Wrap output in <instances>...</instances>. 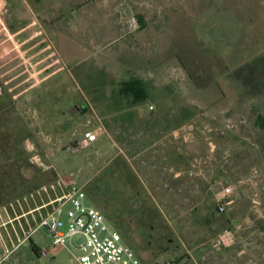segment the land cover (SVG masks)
Returning a JSON list of instances; mask_svg holds the SVG:
<instances>
[{"label":"rangeland","instance_id":"obj_1","mask_svg":"<svg viewBox=\"0 0 264 264\" xmlns=\"http://www.w3.org/2000/svg\"><path fill=\"white\" fill-rule=\"evenodd\" d=\"M237 8L235 0H0V65L5 56L20 54L5 55V43L31 36L28 43L37 48L30 55L38 53L33 59L39 62L45 55L40 50L49 46L54 73L26 94H20L26 85L11 91L29 130L22 146L34 165L20 167L21 158L8 171L10 200L0 208L16 206L0 223L9 221L1 232L14 250L2 264H79L70 249H52L46 228L30 235L57 203L43 205L67 192L70 180L106 211L143 264H264V131L255 126L258 110L238 114V103L251 96V104L264 108V47L256 45L257 36ZM131 17L139 21L138 31H130ZM22 26L27 29L14 35ZM242 45L250 63L258 64L255 80L246 74L248 64L227 67ZM96 69L106 74L107 97L137 77L148 82L150 101L115 123L101 96L85 92L74 75ZM35 71L28 68L25 76ZM244 71L254 87L248 100L238 92ZM43 94L50 99L42 102ZM183 106L194 108L195 116L174 131ZM156 116L162 123H148ZM100 127L106 132L100 142L77 148L86 131ZM228 185L234 195L227 211L218 214L217 193ZM103 195L106 206L113 198L112 214ZM225 229L236 235L228 248L217 244Z\"/></svg>","mask_w":264,"mask_h":264},{"label":"built area","instance_id":"obj_2","mask_svg":"<svg viewBox=\"0 0 264 264\" xmlns=\"http://www.w3.org/2000/svg\"><path fill=\"white\" fill-rule=\"evenodd\" d=\"M128 24L131 32L140 29L139 21L134 17L128 20ZM150 110H153L152 106ZM98 132L97 130L86 131L78 141L77 148L91 147L99 137ZM66 188L67 192H64L61 197L43 205V207H47L57 203L56 206H53V212L44 216L30 235L39 228H46L52 239V249H70L79 264H143L125 243L121 234L109 223L103 212L87 200V194L82 186L75 180H70L66 184ZM234 192L235 188L228 185L217 193L218 214H224L227 211ZM66 205H70L67 211H65ZM15 206V204H9L1 207L0 218H2V214L8 215V211L14 210ZM8 223L9 221L0 223V264L4 263L14 250L7 248L1 232V229ZM29 236L25 237L23 241ZM78 240L81 242L79 243ZM235 240V232L225 229L218 235L217 244L228 248L234 245ZM2 252H5L4 257H2ZM39 254L44 257L48 256L46 250H40Z\"/></svg>","mask_w":264,"mask_h":264},{"label":"trees","instance_id":"obj_3","mask_svg":"<svg viewBox=\"0 0 264 264\" xmlns=\"http://www.w3.org/2000/svg\"><path fill=\"white\" fill-rule=\"evenodd\" d=\"M85 73L76 70L74 75L81 84L83 90L88 94L101 96L100 101L105 104V108L113 113L115 123L120 122L129 114V110L135 107L146 104L151 99L150 86L147 81L141 78H132L129 81L120 83L113 91L110 97L105 94V88L109 84L106 80V74L103 70H95ZM87 80L91 84H87ZM88 81V82H89ZM40 99L47 101L50 99L48 95H39ZM99 101V98H98ZM84 113L86 109H83ZM132 115V114H131ZM195 116L194 108L183 106L178 114L177 121L174 122L172 129H179L188 123ZM152 121L148 122L153 126L162 123V119L156 116ZM258 126L264 128V118H259ZM30 137L26 122L18 113V106L13 96L8 92L0 80V206L7 200H10V171L14 169L18 159L23 160L20 167H31L34 164L26 155V150L23 148V139ZM24 165V166H22ZM41 174H47V171L42 167H37ZM33 251L38 254V250L33 248Z\"/></svg>","mask_w":264,"mask_h":264},{"label":"crops","instance_id":"obj_4","mask_svg":"<svg viewBox=\"0 0 264 264\" xmlns=\"http://www.w3.org/2000/svg\"><path fill=\"white\" fill-rule=\"evenodd\" d=\"M236 3L238 4V8L240 12H243V15L245 17V19H247L248 22L247 26H249V29L251 31V35L253 36H257V39L259 40V44H256L257 46L262 44L264 47V9H262V5L260 0H235ZM231 2V0H230ZM4 4V3H3ZM2 4V5H3ZM202 8L197 9V11L201 10ZM228 11V7L226 8ZM27 28H23L20 27L16 32H14V35H18L19 33H23V31H25ZM4 30L6 31V36L11 37V33L8 32L7 28L5 27ZM221 31V34L226 32L223 30H219ZM41 33V32H40ZM210 34H218V31L214 32L213 30L209 31ZM33 35L35 34V36H38V33L33 32ZM30 34V35H32ZM237 35L239 36V33H235L233 32L232 35ZM40 35V34H39ZM30 39H33V37H28V39H26L25 41H23L22 43H17V44H13V43H5L2 51L5 53V55L9 54V52H13V51H20L19 54V58H10L5 56L2 59V64L0 65V68L4 69L3 70V76L7 77V80L4 82L5 87L7 88L8 92L13 96V98L15 99L16 97L12 94V90H17V89H21L22 86L26 85V89H23L20 94H26L27 92H29L30 90H32L33 88L36 87V85H38L39 83H46L51 76L54 73H50V70L53 66L52 63V53L47 54V51L49 49V46H44L41 50H40V54H45L43 59H41L39 62L36 60L34 61V57H36V55H38V53H36L35 55H30L32 53V51L34 49L37 48V44L35 45H31L30 43H28V41H30ZM232 40H237L238 42V38L233 37ZM45 41V40H43ZM223 42H226L224 40H222ZM261 43V44H260ZM221 44V42H220ZM239 47V46H238ZM258 47V48H259ZM241 50V49H239ZM30 56L28 59L26 57ZM238 57L236 59L231 57V60L234 59V61L232 63H230L227 67H242L246 64L250 65V67L247 69L246 74H252L250 76L253 77V75H256V67L258 66V64H251L250 63V59H251V55L246 53V45H242V50L241 52L238 53L237 55ZM51 60V61H50ZM230 60V59H229ZM250 63V64H249ZM43 66V68L37 72L35 70H37L38 67ZM28 68H32L34 69L35 72H33V74H29L28 76H25V74L28 72ZM14 73V78L11 77L12 74ZM39 74H44L43 77L39 80L37 79V76ZM243 75V76H242ZM1 76V77H3ZM22 76H24L25 78L22 79L21 81H19L17 84H14V80H16L18 77L22 78ZM243 77V79H242ZM245 75V71L244 73H242L241 75H239L238 77V82H239V87H238V92H239V96L242 99H249V91L254 90L253 87V83H250V80H247ZM255 77V76H254ZM253 77L252 80H255V78ZM243 80V81H242ZM249 81V82H248ZM9 84L12 86L10 88H8ZM250 85V87H249ZM250 101H243L238 103V114H245V113H249L250 111H254V110H258L257 113V117H256V121H255V126L257 127V129L263 130L264 128L262 126H258L257 122L259 118H264V108H262V110L259 108V106H256L253 103L254 98L251 96L250 97ZM180 129V128H179ZM96 130H101V134L99 135L98 139L96 142H94L91 146V148H93L98 142H100V140L102 139L101 137L106 133L105 129L103 131L102 127H100L99 129ZM178 130V129H173ZM176 135V134H175ZM113 146H116L113 143ZM256 151V150H255ZM174 157H173V161L175 166L179 165L180 161L179 160V156L176 157V154L173 153ZM262 155V154H261ZM261 157H264V155H262ZM176 172L174 173L175 177H180L181 176V170L178 168H176L175 170ZM98 197V196H97ZM103 198L100 199L101 201H103L105 203L106 206V202L107 200H105L106 198H104L105 196H102ZM57 199V198H56ZM56 199H52L50 202L55 201ZM88 199V197H87ZM113 200V198H112ZM112 200L109 199V203H107L106 209L110 212V214H112V207H110V205H112ZM102 209L104 210V204ZM104 212L103 214L106 216V211H102ZM110 223V221H109ZM113 226V223H111ZM116 229V228H115ZM117 230V229H116ZM118 231V230H117ZM119 232V231H118ZM120 233V232H119ZM121 234V233H120ZM37 249V248H36ZM38 250V249H37ZM39 252V250H38Z\"/></svg>","mask_w":264,"mask_h":264},{"label":"water","instance_id":"obj_5","mask_svg":"<svg viewBox=\"0 0 264 264\" xmlns=\"http://www.w3.org/2000/svg\"><path fill=\"white\" fill-rule=\"evenodd\" d=\"M82 120H84V118L82 117ZM78 242L80 243L81 242V240H78Z\"/></svg>","mask_w":264,"mask_h":264}]
</instances>
